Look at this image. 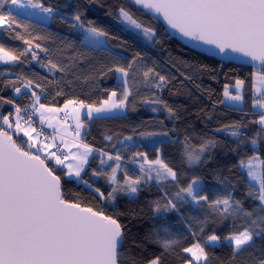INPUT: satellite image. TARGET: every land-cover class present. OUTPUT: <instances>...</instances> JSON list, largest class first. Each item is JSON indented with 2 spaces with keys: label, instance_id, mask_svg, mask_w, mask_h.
<instances>
[{
  "label": "snow or ice",
  "instance_id": "6c2138e0",
  "mask_svg": "<svg viewBox=\"0 0 264 264\" xmlns=\"http://www.w3.org/2000/svg\"><path fill=\"white\" fill-rule=\"evenodd\" d=\"M94 2L96 0H87V3ZM133 7L142 15L145 10L153 13V20L162 17L171 29L183 37L211 46L207 51L214 55L231 59L229 53H238L247 58L244 62L252 68L251 115L257 117L250 123L257 125V130L253 136L247 137L242 131L248 126L243 123V117L240 122H234L226 128L236 140V147L231 151L236 153L242 145H250L252 155L247 159L241 158L234 167L240 170L242 176H246L244 199L251 200L253 206L245 208L244 201L234 197L236 185L227 177L218 180L221 187L210 199L199 177L192 178L186 186H182L178 171L159 156L149 161L146 154L140 152L134 154L143 160L139 163L138 174L133 172L130 175L128 170L123 169V183L116 175L122 169L119 163L123 159L121 154L117 152L113 156L101 152L100 164L110 167L111 174L101 170L93 171L92 175H107L109 183L114 186L107 195L98 187L94 192L99 198L114 202L120 192L135 196L146 184L171 183L178 190L172 196L165 192L162 198L153 201L154 212H179L178 205L191 202L200 208L206 207L210 215L220 219H231L234 224L240 221L243 225L241 230L223 237L232 248L235 258L249 248H254L257 238H264V158L260 155L264 142V0H126L118 7L114 18L124 26L119 31H135L146 40L158 43L156 28L141 20L132 11ZM20 16L29 19L36 17L45 24L59 17L69 27L76 29L81 48L92 52L102 51L112 57L114 63L107 68V72L119 74L123 94L118 97L116 91L110 92L100 107L69 99L62 108H56L42 103L41 96L33 87L40 88L41 92L44 89L21 74H17L15 80L0 81L5 87H11L17 96H29L31 101L22 107L14 99L0 96V108L11 105L13 109L7 115H0V264H164L163 256L174 252L181 244V238L167 228L163 229L165 236L153 230L143 237V241L159 246L163 250L161 255L148 259L143 256L137 258L132 248H142L143 244L134 237L130 238L119 215H109L102 209L94 210L91 206H85L78 199L67 198L64 184L73 178L93 188L92 184L83 180L81 173L85 171L84 165L94 150L87 144H73L71 147H76L78 151L72 152L68 142L61 137V143L69 148L65 153L56 143L59 129L52 123L55 117L47 114L66 112L70 105L73 106L72 113L77 122L76 135L79 136L82 127L81 109H86L83 115L87 119H93L104 118L114 109L123 110L127 107L133 91L137 90L136 71L141 72L144 78L142 83L156 89L166 87L168 78L154 68L137 66L139 54L131 61L122 63L126 58L114 53L109 45V41L117 37L96 26L94 21H86L79 6L74 15L67 17L60 12L59 6L46 4L45 0H0V30L14 33L12 38L23 41L26 46L19 50L0 43V63L5 66L23 64L30 55L49 73H68L77 59L71 57L68 63L54 62L49 49L37 42L47 37L32 36L28 29L34 25L24 23L18 19ZM19 28H23L31 39L16 31ZM37 49L49 55L47 63L40 61ZM213 49L216 51L213 52ZM10 72L11 68L5 67L0 75ZM100 74L106 73L101 71ZM244 85L243 79H237L231 91L226 85L223 93L226 100L222 103L247 116L248 113L244 112ZM61 94L57 92V95ZM145 102L164 103L159 98ZM164 107L169 115H173V110L166 103ZM37 122L41 126L47 124L53 132L45 133L43 127L36 126ZM41 137L44 139L41 140ZM125 139L131 140L132 137ZM216 146L217 141L212 138L203 139L199 146H193L186 137L183 157L190 167L207 163L205 154ZM81 147L83 151H80ZM108 161L116 163L110 165ZM137 162L135 159L132 161ZM208 223L207 217L199 221L200 234L205 233ZM220 242L221 236L212 232L205 239H197L191 246L181 248V254H188L185 264H212L207 249L214 248ZM253 264H264V252L254 257Z\"/></svg>",
  "mask_w": 264,
  "mask_h": 264
},
{
  "label": "trees",
  "instance_id": "16d2710c",
  "mask_svg": "<svg viewBox=\"0 0 264 264\" xmlns=\"http://www.w3.org/2000/svg\"><path fill=\"white\" fill-rule=\"evenodd\" d=\"M45 2L59 6L60 12L67 17L74 15L79 6L86 21H94L96 26L117 37L110 40L109 45L114 53L126 58V61L122 63L131 61L139 54L137 66L154 68L160 75L168 78L166 87L156 89L142 83L144 78L140 71H136L135 88L137 90H134L129 98L124 116L84 122L86 130L82 141L99 153L93 156L81 174L83 180H87L93 188H88L76 179L69 180L64 184L67 198L78 199L85 206H91L94 210L102 209L109 215H119L121 222L126 225L130 238L134 237L143 244L142 248H132L137 258L143 256L148 259L161 255L163 250L155 244L143 241V237L153 230H158L161 236H165L163 229L167 228L181 238V244L174 252L163 256L164 264H185L188 254H181V248L191 246L197 239H205L206 235L212 232L221 236V242L218 245L207 249L212 264H253L254 257H259L264 252V238H257L254 248H249L235 258H233L232 248L223 240V237L230 232L241 230L243 225L240 221L234 224L231 219H220L218 216L210 215V210L206 207L200 208L191 202L178 205L179 212L155 213L152 202L162 198L165 192L172 196L178 190L171 183L157 185L152 182L144 185L134 198H129V195L120 192L114 202H108L99 198L94 189L98 187L107 195L114 185L109 183L107 175L95 177L92 175L93 171L101 170L110 175L111 168L100 164L101 152L113 156L119 152L123 157L119 162L122 169L118 170L116 175L123 183V169L128 170L130 175L133 172L138 174L133 168L136 163L132 161L135 159L142 163L140 157L134 156L135 153L140 152L146 154L149 161L159 156L178 171L182 186H186L192 178L199 177L210 199L221 187L218 180L227 177L236 185L234 197L242 199L245 208H251L253 202L244 199L247 191L246 176H242L240 170L234 167L241 158L247 159L252 155L250 145H242L236 153L231 151L236 147V140L226 128L234 122H240L243 117V123L248 126L242 131L247 137L253 136L257 130V125L250 123L257 118L251 115V65L222 63L214 56L190 46L177 35H172L159 20H153L147 13L142 15L136 11L135 7L132 11L146 24L156 28V39L159 42L151 41L147 44L129 30L119 31L121 24L114 17L118 7L126 3V0H96L94 3H87V0H45ZM109 12L112 15H108ZM18 19L34 25L28 29L32 36L47 37L37 42L49 49L50 58L54 62L68 63L71 57H77V59L68 73L52 74L41 67L39 62L32 60L29 55L23 64L0 65V71H3L5 67L11 68L10 73L0 75V81L15 80L16 75L21 74L33 80L34 85L39 83L44 89L41 92L40 88L33 87V90L41 96L42 103L56 108H61L69 99L82 100L86 104L100 107L101 102L108 98L110 92L116 91L118 97L122 96L123 88L117 81V73L107 72V68L114 63L112 57L102 51L92 52L81 48L76 29L69 27L68 23L63 22L59 17L47 25L22 16ZM16 31L31 39L23 28ZM13 35L14 33H5L0 30V43L8 48L23 50L26 47L23 41L13 39ZM37 52L40 61L47 63L49 55L38 49ZM101 71L106 74L101 75ZM237 79L245 80L244 112L248 113L247 116L221 104L224 86L233 84ZM132 83L130 74V84ZM57 92L62 94L57 95ZM0 96L5 99H14L22 107L31 102L29 96L16 97L12 88L5 87L2 83H0ZM156 98L164 103L145 102ZM165 103L173 110V115H169L164 107ZM12 110L11 105H4L0 108V113L7 115ZM148 133L154 135H147ZM129 136L132 139L126 140L125 137ZM186 137L190 139L193 146H199L206 138L217 141V146L210 153L205 154L204 160L207 163L191 167L186 163L183 157ZM260 155L264 158V142L260 148ZM115 163V161H108L110 165ZM206 217L209 223L205 233L200 234L199 221Z\"/></svg>",
  "mask_w": 264,
  "mask_h": 264
},
{
  "label": "crops",
  "instance_id": "0c3cea01",
  "mask_svg": "<svg viewBox=\"0 0 264 264\" xmlns=\"http://www.w3.org/2000/svg\"><path fill=\"white\" fill-rule=\"evenodd\" d=\"M45 24V23H44ZM48 24V22L46 23ZM0 65H4V64H0ZM118 76L119 74H117V81L118 83L120 84V81L118 79ZM22 91H25L22 89ZM15 96L17 97V95L15 94ZM224 100V98H223ZM222 100V101H223ZM63 107V106H62ZM61 107V108H62ZM72 108L73 106H69V108L66 110V112H59V113H55V114H47V115H52L54 116L55 118L52 120V123L59 129V133L57 134V139H56V143L60 146H63V149H64V152H68L69 151V148L67 147H64V144L61 143V137L63 138V140L67 141L68 144H69V147H71V145L73 144H80V145H83V136H84V133H85V130H86V126L84 124V122H89L91 120H94V119H101V118H93V119H87L83 113L86 111V109H81V117H80V123L82 124V127H80L79 129V133L80 135L77 136L76 135V131H77V127H76V120L74 119V114L72 113ZM13 111V110H12ZM61 113H67V119L65 121H60L58 116L59 114ZM1 115V113H0ZM125 115V108L123 110H118V109H114L112 110L111 112L105 114L104 118H110V117H121V116H124ZM95 116V114H94ZM45 130H46V133L47 134H51L53 132V129L52 128H49L47 127V124H44L42 125ZM44 137H41V140H43ZM51 142V141H49ZM54 149H52L53 151ZM94 150V149H93ZM71 151L72 152H77V148L76 147H71ZM80 151H83V148L81 147ZM97 156L99 155V153H97L95 150L92 152L91 155L88 156V163L89 161L93 158V156ZM71 162V161H70ZM87 163V164H88ZM87 164L84 165V169L86 168ZM83 173V172H82ZM81 173V174H82ZM75 179V178H73Z\"/></svg>",
  "mask_w": 264,
  "mask_h": 264
},
{
  "label": "water",
  "instance_id": "95a60500",
  "mask_svg": "<svg viewBox=\"0 0 264 264\" xmlns=\"http://www.w3.org/2000/svg\"><path fill=\"white\" fill-rule=\"evenodd\" d=\"M145 13L149 14L150 16H153V13L148 12L147 10H145ZM157 20H159L161 22V24L167 28L168 31H170L172 33V35H177L180 39H182L183 41H185L186 43H188L190 46L203 51L205 54L214 56L216 59H218L220 62L222 63H228V62H232V63H236V64H240V65H250L245 63L244 61L247 59L245 57H243L241 54L238 53H229L231 59L225 58L222 55H214L212 52L207 51V49L211 46L208 45H204L199 41H193L190 40L186 37H183L179 32H177L174 29H171L167 23L163 20L162 17H158ZM216 51L215 49H213V52Z\"/></svg>",
  "mask_w": 264,
  "mask_h": 264
},
{
  "label": "rangeland",
  "instance_id": "374dc122",
  "mask_svg": "<svg viewBox=\"0 0 264 264\" xmlns=\"http://www.w3.org/2000/svg\"><path fill=\"white\" fill-rule=\"evenodd\" d=\"M22 17L28 18V17H26V16H22ZM28 19H29V18H28ZM30 20H33V21H36V22L41 23V22L38 20V18H36V17H32ZM48 23H49V22H48ZM42 24H44V23H42ZM123 27H124V26L121 25V28H123ZM129 31H130L131 33H133L134 35L139 36V37L142 39L143 42H145V43H147V44L151 42V41L146 40L141 34L135 32V31H131V30H129ZM0 64H2V63H0ZM234 85H235V82H234L233 84H231V85H227V86H229L230 91L233 89ZM225 86H226V85H225ZM225 86H224V89H225ZM224 89H223V93H224ZM233 94H235L234 91H233ZM243 94H244V93H243ZM222 97L224 98L223 101H225L226 98L224 97V94H223ZM221 104H222V106L227 107V106H226V103H222V102H221ZM228 108H229V107H228ZM60 146H61V145H60ZM141 162H143L142 159H141ZM133 168H135V171L138 173V172H139V162H137L136 164H134ZM128 197H129V198H134L135 196H128ZM226 243L229 244L227 241H226Z\"/></svg>",
  "mask_w": 264,
  "mask_h": 264
},
{
  "label": "built area",
  "instance_id": "2783aa9c",
  "mask_svg": "<svg viewBox=\"0 0 264 264\" xmlns=\"http://www.w3.org/2000/svg\"><path fill=\"white\" fill-rule=\"evenodd\" d=\"M77 31V30H76ZM65 116H66V113H61V114H59V116H58V118H59V120L60 121H65L66 119H65ZM38 128L39 127H43V126H41L38 122H37V125H36ZM44 128V127H43ZM44 131H45V133H46V130H45V128H44ZM60 148H62L63 149V146H60ZM56 149H54L53 151H55ZM64 151V150H63Z\"/></svg>",
  "mask_w": 264,
  "mask_h": 264
}]
</instances>
